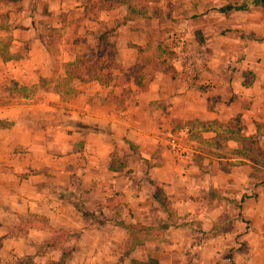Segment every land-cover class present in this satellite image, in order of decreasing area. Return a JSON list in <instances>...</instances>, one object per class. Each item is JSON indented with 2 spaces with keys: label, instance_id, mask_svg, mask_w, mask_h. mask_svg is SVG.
<instances>
[{
  "label": "crops",
  "instance_id": "obj_1",
  "mask_svg": "<svg viewBox=\"0 0 264 264\" xmlns=\"http://www.w3.org/2000/svg\"><path fill=\"white\" fill-rule=\"evenodd\" d=\"M92 1L0 0V264H264V168L251 175L213 142L237 118L264 146V12L248 3L223 14L215 9L229 0H209L208 12L174 18L154 0L147 17L117 27L124 5L79 19L76 49L111 30L125 66L136 46L148 43L158 57L173 40L179 53L200 31L194 59L166 51L174 76L156 71L145 91L131 85L118 109L110 99L118 88L64 79L60 64L77 43L54 46L66 57L48 51L45 25L58 31ZM11 86L35 89L19 98ZM184 121L176 132L185 130V150L173 154L167 137ZM118 221L143 229L129 236Z\"/></svg>",
  "mask_w": 264,
  "mask_h": 264
},
{
  "label": "trees",
  "instance_id": "obj_2",
  "mask_svg": "<svg viewBox=\"0 0 264 264\" xmlns=\"http://www.w3.org/2000/svg\"><path fill=\"white\" fill-rule=\"evenodd\" d=\"M154 0H97L87 2L82 6L81 12L77 20L89 17L90 14H95L99 10H108L120 5L126 6V12L123 16L116 20L115 26H119L128 20L135 18L147 17L146 6L148 3ZM248 3L259 6L264 9V0H229L224 5L216 8L217 12L228 14L232 11L246 10ZM57 31L56 28H53ZM242 36V33H240ZM93 42L87 44L83 49L73 48L68 52L73 55L72 59L60 64L64 79L66 81L76 79L82 83L89 81H96L99 85L112 86L119 89L117 94H110V99L118 109H123L125 101L132 94L133 90L130 88L134 86L135 91H145L149 81L152 79L153 74L156 71L174 76V71L170 64L171 55L165 50L157 48L158 57L155 56L154 50L150 49V45L147 43L143 46H136V57L132 64L125 66L122 63L115 61V46L111 42V30H105L98 34L92 33ZM194 40L197 45H202L203 39L199 30L193 32ZM51 39V34L46 36V40ZM167 53V54H166ZM0 56L5 57L4 51L0 49ZM15 94L20 98L32 92L35 86L26 88L24 86H11ZM187 121L177 124L171 133H175L177 128H181L186 125ZM264 125V118H263ZM243 126L235 118L234 122L228 121L224 125V129L218 132L214 139V145L220 149L227 151L228 157L236 158L237 162H248L252 168L251 175L254 172L259 171L260 168H264V146L259 145V137L256 134L244 135L241 133ZM195 134V133H194ZM228 141H233L235 146L228 148L226 145ZM223 155H226L223 153ZM221 158L222 156H217ZM224 157V156H223ZM221 164V160H218ZM114 162L111 161L109 167L111 169H119L121 167L114 166ZM231 164V162H230ZM234 164V163H233ZM232 165V164H231ZM225 168V165H223ZM152 183V182H151ZM153 200L158 204L162 211L167 214V218L172 216V210L164 195L163 189L160 185L154 184ZM82 215L89 216L87 212H84L80 208H76ZM119 226L124 228L129 236H132L138 230L143 229L142 226L137 224H125L121 221L117 222ZM131 264H141L140 262L133 260ZM145 264H157L153 258H148Z\"/></svg>",
  "mask_w": 264,
  "mask_h": 264
},
{
  "label": "rangeland",
  "instance_id": "obj_3",
  "mask_svg": "<svg viewBox=\"0 0 264 264\" xmlns=\"http://www.w3.org/2000/svg\"><path fill=\"white\" fill-rule=\"evenodd\" d=\"M209 0H163L160 12H167L168 15H173L174 18L177 16L178 12L180 14H183L186 12V14L192 13V12H208L210 10L209 7ZM257 6V5H256ZM259 7V6H258ZM213 10V9H212ZM261 12H264V9L261 8ZM75 12H69L67 20L64 21L63 27L60 28L58 31H51L50 27H46L45 25L44 31L45 35L51 34V47L48 48L49 54L51 55H61V57H66L67 54L63 53L61 54L62 50H60L58 47H54L55 45L62 43H68L71 45L72 43H77L75 46V49L77 46H79V42L81 40V34L77 32V29L79 30L80 21L74 19ZM76 16V15H75ZM47 29V30H46ZM73 31V33H72ZM249 33H242L243 35H247ZM251 35V34H250ZM185 42V44H184ZM182 43V46L178 48L179 53L173 49L174 41L170 40L168 41V44H164L166 46V50L170 52V54L175 57L176 59H182L183 57H189L194 59L196 57L195 52H193V49H195L194 43H190L189 41H185ZM70 48V47H69ZM68 48V49H69ZM66 49V47H64ZM70 55V54H69ZM68 55V56H69ZM72 57V55H70ZM213 125V124H212ZM215 126V125H214ZM217 127V126H216ZM24 264H28V262L25 260L23 261Z\"/></svg>",
  "mask_w": 264,
  "mask_h": 264
},
{
  "label": "built area",
  "instance_id": "obj_4",
  "mask_svg": "<svg viewBox=\"0 0 264 264\" xmlns=\"http://www.w3.org/2000/svg\"><path fill=\"white\" fill-rule=\"evenodd\" d=\"M174 37L179 44L182 43L181 41H183V36L181 33H175ZM184 136H185V130L183 129L168 135L167 147L173 154L180 155L185 150L182 143Z\"/></svg>",
  "mask_w": 264,
  "mask_h": 264
}]
</instances>
